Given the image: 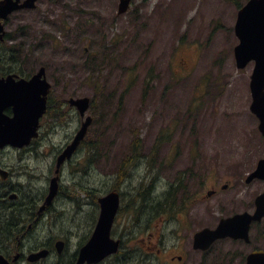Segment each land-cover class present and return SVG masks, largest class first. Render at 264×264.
I'll use <instances>...</instances> for the list:
<instances>
[{
	"label": "rangeland",
	"instance_id": "1",
	"mask_svg": "<svg viewBox=\"0 0 264 264\" xmlns=\"http://www.w3.org/2000/svg\"><path fill=\"white\" fill-rule=\"evenodd\" d=\"M118 1L38 0L34 10L9 17L10 39L0 52L15 46L13 68L24 76L44 67L53 95H94L88 140L94 142L96 178L114 188L117 170L126 169L117 191L121 207L132 211L117 217L112 237L127 240L126 249L138 258L141 240L166 252L187 249L175 243L191 246L202 228L251 212L264 182L246 185L244 179L264 158V141L249 110L253 63L238 70L233 55L236 15L247 0H132L120 16ZM61 139L52 137L54 143ZM136 144L137 157L126 167ZM177 180L184 190L205 195L214 187L217 194L173 219L133 212L142 184L152 182L151 197L162 200ZM250 236V245L225 241L215 254L264 252V219Z\"/></svg>",
	"mask_w": 264,
	"mask_h": 264
},
{
	"label": "flooded vegetation",
	"instance_id": "2",
	"mask_svg": "<svg viewBox=\"0 0 264 264\" xmlns=\"http://www.w3.org/2000/svg\"><path fill=\"white\" fill-rule=\"evenodd\" d=\"M8 35L6 33V40ZM3 58H0L2 64ZM9 73L12 72L1 71L0 76L5 77ZM76 98L79 97L63 92L53 95L50 92L46 100V110L38 120V137L23 146L6 144L0 147V264H76L79 250L94 232L100 212L98 199L118 188L127 178L126 169L123 170L122 167L116 172L117 187H107L108 180H104V177L96 178L99 170L94 168V142L88 140L94 124L95 97H88L89 106L83 116L70 104V100ZM1 106L2 116L11 118L12 106L8 103ZM89 117L92 123L84 138L72 156L58 165L59 156L71 144L82 123ZM55 135L62 138L57 143L52 140ZM136 157L131 156L127 164ZM188 174L193 179L192 184L198 187L200 183L198 179H194L197 175L195 171L189 168ZM97 186L102 190H97ZM174 186L170 185L165 193L160 194L168 196L169 219L185 214L196 201L203 203L207 200L206 195L198 194L196 189L190 192L189 189ZM52 188L55 193L48 201ZM95 192L100 193L96 195ZM209 192L211 196L217 194L214 187ZM76 193L80 195L79 198ZM158 198L155 197L154 201L159 202ZM88 224L91 225L90 229L81 234ZM178 240L180 239H176ZM119 241L122 247L127 244V240L123 238H119ZM131 241L128 243L131 244ZM225 241L233 242L223 239L212 244L208 250L202 251L194 249L193 239L191 246L190 242L183 240L175 244L189 245L187 249L175 248L166 252L155 243L141 240L143 249L138 258H135V262L244 264L250 252L215 254V246ZM235 242L242 244L240 241ZM34 255L39 257L31 260ZM111 262H116L113 256L99 264ZM124 263V259H121L118 264Z\"/></svg>",
	"mask_w": 264,
	"mask_h": 264
},
{
	"label": "water",
	"instance_id": "3",
	"mask_svg": "<svg viewBox=\"0 0 264 264\" xmlns=\"http://www.w3.org/2000/svg\"><path fill=\"white\" fill-rule=\"evenodd\" d=\"M130 1L119 0L117 15H122L129 9ZM19 2L20 0H1L0 20L5 21L11 13L21 9H34L37 0H24L21 4ZM234 33L239 41L234 48L236 67L243 69L249 62H254L249 85L252 98L250 111L259 120L258 130L264 139V0H249L239 10ZM4 35V24L0 22V41H3ZM17 78L15 75L0 78V147L6 144L23 146L32 138H36L38 120L45 112L50 85L45 78L44 68L41 67L29 80ZM4 103L12 106V118L2 116L1 105ZM70 103L76 107L80 116L84 115L88 107L87 98L71 100ZM90 123L91 119L87 118L73 142L59 157L58 165L72 155ZM254 180L264 181V158L257 162L253 172L246 177L245 183L250 184ZM54 193L52 188L48 201ZM98 203L100 214L95 230L89 241L80 249L76 264H96L118 251L119 241L110 238V231L119 207V196L111 192L100 198ZM254 205L252 214L239 213L221 219L214 229L204 228L197 232L193 239L194 249L205 251L216 240L224 238L249 243L251 224L261 222L264 217V193L255 198ZM38 257L39 255H34L30 259ZM246 264H264V253L258 250L252 252L247 257Z\"/></svg>",
	"mask_w": 264,
	"mask_h": 264
},
{
	"label": "trees",
	"instance_id": "4",
	"mask_svg": "<svg viewBox=\"0 0 264 264\" xmlns=\"http://www.w3.org/2000/svg\"><path fill=\"white\" fill-rule=\"evenodd\" d=\"M15 46L10 47L7 51H4L5 54V59L4 61H9L7 66L11 71L17 74H23L18 68H11L17 60L15 59ZM2 69L6 70L5 65L1 66ZM176 187V185L174 186ZM153 191L152 183H149L147 186L145 184L141 185V191L137 193V196L134 197V202H136L137 199H139V204L134 206L133 212L140 217L143 213L146 211H150L152 213V217L155 216L156 214L161 215L165 214L168 212L167 209V202H154L152 201V194H150ZM149 209V210H145ZM144 211V212H143ZM138 217H134V220L136 221ZM128 249L125 250H120L119 254H125V264H132L133 263V258L129 256ZM117 255V256H118Z\"/></svg>",
	"mask_w": 264,
	"mask_h": 264
},
{
	"label": "bare ground",
	"instance_id": "5",
	"mask_svg": "<svg viewBox=\"0 0 264 264\" xmlns=\"http://www.w3.org/2000/svg\"><path fill=\"white\" fill-rule=\"evenodd\" d=\"M179 12V11H178ZM127 165V164H126Z\"/></svg>",
	"mask_w": 264,
	"mask_h": 264
}]
</instances>
